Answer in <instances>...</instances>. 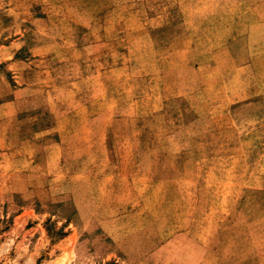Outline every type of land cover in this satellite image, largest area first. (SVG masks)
Wrapping results in <instances>:
<instances>
[{
	"label": "rangeland",
	"instance_id": "rangeland-1",
	"mask_svg": "<svg viewBox=\"0 0 264 264\" xmlns=\"http://www.w3.org/2000/svg\"><path fill=\"white\" fill-rule=\"evenodd\" d=\"M0 264H264V0H0Z\"/></svg>",
	"mask_w": 264,
	"mask_h": 264
}]
</instances>
